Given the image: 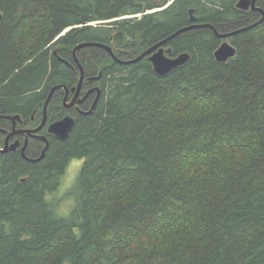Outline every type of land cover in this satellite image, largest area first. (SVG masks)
Returning <instances> with one entry per match:
<instances>
[{
    "label": "trees",
    "instance_id": "trees-1",
    "mask_svg": "<svg viewBox=\"0 0 264 264\" xmlns=\"http://www.w3.org/2000/svg\"><path fill=\"white\" fill-rule=\"evenodd\" d=\"M237 1L0 0V110L42 101L63 69L68 82L55 49L69 61L113 35L128 60L190 25L192 7L219 32L262 18ZM222 41L209 26L180 33L165 47L191 59L166 76L78 51L105 91L43 161L0 179V264H264V21L233 36L227 63ZM73 159L76 203L61 216L49 196Z\"/></svg>",
    "mask_w": 264,
    "mask_h": 264
},
{
    "label": "flooded vegetation",
    "instance_id": "flooded-vegetation-1",
    "mask_svg": "<svg viewBox=\"0 0 264 264\" xmlns=\"http://www.w3.org/2000/svg\"><path fill=\"white\" fill-rule=\"evenodd\" d=\"M109 42L112 44L115 53L121 57L120 54L123 52L121 49L117 47L116 44H114L113 35L110 37ZM105 50L112 58L110 52L107 49ZM77 55L78 58L80 59L79 53H77ZM134 57H131L130 53L122 55V58L125 59H131ZM69 61H71L75 67V69H73L68 65H66L69 67L72 75V77H70L68 82L65 83L69 87V93H67V91L64 89V69H63L62 82L60 83L63 84V87L55 91L48 107L47 119L43 125L41 124L44 121V116H45L44 113V104L46 102L45 99L48 98L47 96L49 95L52 87L48 91L45 99H43L38 103L33 102L32 104H29L23 109L22 107H20L21 109L18 107V108H12L8 111L0 110V179H2L5 176V172L7 169H10L13 166H15L16 161L24 162L27 165H30L31 167L36 164H39L41 161L44 160L49 149L53 146L55 142L63 141V139L59 138L58 136H56L55 134L49 131V127L51 123L64 118V116L66 115H71L77 121L80 115H91L96 110L95 108L92 113L86 114V112H88L93 107V104L98 96V91L95 89V87L98 86L101 88V94L99 100L101 99L105 91V87L103 84L104 76L102 69H98L97 73L92 77L91 74L86 69L85 62H82L80 60L82 65L84 64L83 68L85 73L81 86L80 97L81 98L85 97V95L89 91L90 93L88 96H86V98L82 102H77L74 105L68 107L65 105V98L67 99L66 103L69 104L75 94V92L72 91V87H76L80 80V68L74 60L73 53H72V60ZM61 62L63 63L64 66V60ZM98 74L99 76L97 78H94ZM47 143H48V148L44 156L42 157V154L44 152ZM22 173L18 175V180L26 181L29 178L31 172H28V170H26L23 171ZM63 175L60 177L58 184H61V178L63 177Z\"/></svg>",
    "mask_w": 264,
    "mask_h": 264
},
{
    "label": "water",
    "instance_id": "water-1",
    "mask_svg": "<svg viewBox=\"0 0 264 264\" xmlns=\"http://www.w3.org/2000/svg\"><path fill=\"white\" fill-rule=\"evenodd\" d=\"M258 1L259 0H239L236 3V7L241 9V10H245V11H249V10L258 11V12L262 13V18L259 21L255 22L251 25H248L246 27H241V28H238V29H235L232 31H228V32H219L215 28V26L210 24V23H206V24L199 23L198 22V16L195 14V8L192 7L189 9V14H190L189 20L191 23L190 25L184 26V27L178 29L177 31H175L174 33H172L171 35H169L168 37H166L162 41L155 43L154 45L150 46L149 49L143 51L142 53L138 54L134 58H131L128 60L120 59L116 55V53H114V51L110 45L101 44V43H98L95 41H86V42L79 43L78 45L75 46V48L73 50V55H74L75 62L77 63V65L80 68V80H79V83L76 87H72V91H74L75 94H74L71 102L69 104H67L66 103L67 99L65 98V105L70 107L77 102H82L86 98V96H88L90 93V91H89L85 95V97H83V98L80 97L81 86H82V82H83V78H84V74H85L83 65H82V63H81V61L77 55L78 51L81 48L87 47V46L104 47L110 51V53H111L112 57L115 59V61H117L121 64L137 63V62L143 60L144 58H147L151 62L153 69L157 75L166 76L171 71L175 70L176 68L182 67L185 64H187L191 59V55L188 52H182V53H179L177 55H173V48L171 46L165 47L164 44L169 43L172 39H174L175 37H177L180 33L184 32V31H187V30H190L193 28H200V27L209 26V27L214 29L216 35L220 39H223V41L220 43V45L214 51L215 60L217 62L227 63L230 59L235 58L237 55V52H238L237 47L232 42L233 36L240 33V32H243V31L259 24V23H261L262 21H264V8L261 7L260 5H258ZM1 17H2V14L0 13V19H1ZM69 29H67V30H69ZM66 31H64L62 33V35ZM54 53L57 55V57L61 61L64 60L65 64H67L71 68L75 69L74 65L70 61H68L65 58L63 59L62 56H60L58 54V49H55ZM61 87H63V84H57L51 88V91H50L48 98L46 99V102H45V106H44L45 116H44V121L42 122L41 125H43L47 119L48 107H49L50 101H51L55 91L60 89ZM64 89L67 91V93H69V87L65 83H64ZM95 89L98 91V96H97V98L93 104V107L88 112H86V114H90L94 111V109L96 108L97 102L100 98L101 88L97 86V87H95ZM75 125H76V119L70 115H67L64 118L51 123V125L49 127V131L51 133L55 134L56 136H58L59 138L66 140L67 138H69V136H70L72 130L74 129ZM35 130H38V129H35ZM47 148H48V143L44 149L42 157L44 156Z\"/></svg>",
    "mask_w": 264,
    "mask_h": 264
},
{
    "label": "rangeland",
    "instance_id": "rangeland-1",
    "mask_svg": "<svg viewBox=\"0 0 264 264\" xmlns=\"http://www.w3.org/2000/svg\"><path fill=\"white\" fill-rule=\"evenodd\" d=\"M70 163L72 164L68 165L65 173L63 172L64 175L61 178V184H59L58 190L56 193L49 196V199H55L54 201H56L57 204L59 203L57 212L61 216H68L76 203L74 195L71 194V190L80 175L83 160L73 159Z\"/></svg>",
    "mask_w": 264,
    "mask_h": 264
},
{
    "label": "bare ground",
    "instance_id": "bare-ground-1",
    "mask_svg": "<svg viewBox=\"0 0 264 264\" xmlns=\"http://www.w3.org/2000/svg\"><path fill=\"white\" fill-rule=\"evenodd\" d=\"M239 1V0H238ZM237 1V2H238ZM235 7H236V4H235ZM237 8V7H236ZM237 9H239V8H237ZM239 10H241V9H239ZM242 11H245V10H242ZM189 18H190V14H189ZM165 45V44H164ZM104 48V47H103ZM106 49V48H105ZM108 50V49H107ZM109 51V50H108ZM110 52V51H109ZM70 67V66H69ZM153 67V66H152ZM100 75H101V72H100ZM99 76V75H98ZM98 76H96V77H94V78H97ZM44 106H45V104H44ZM67 116V115H66ZM71 116V115H70ZM65 117V116H64Z\"/></svg>",
    "mask_w": 264,
    "mask_h": 264
}]
</instances>
